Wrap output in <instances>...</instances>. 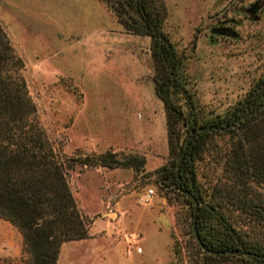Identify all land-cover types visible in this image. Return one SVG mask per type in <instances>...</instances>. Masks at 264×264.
Here are the masks:
<instances>
[{"label": "rangeland", "instance_id": "374dc122", "mask_svg": "<svg viewBox=\"0 0 264 264\" xmlns=\"http://www.w3.org/2000/svg\"><path fill=\"white\" fill-rule=\"evenodd\" d=\"M164 3V29L183 55L201 109L223 114L244 100L264 77V0ZM253 4L259 7L250 12ZM0 23L23 60L40 124L67 162L68 184L88 224L86 238L61 244L56 264H237L201 248L193 203L157 180L169 156L160 139L164 108L150 37L126 32L103 0H0ZM146 125L157 132L155 144L147 145ZM106 151L120 160L143 155L145 162L141 170L100 165L96 157ZM209 160V153L198 160L201 172ZM148 188L154 193L144 201ZM259 193L264 201V188ZM24 258L20 232L0 217V264Z\"/></svg>", "mask_w": 264, "mask_h": 264}, {"label": "trees", "instance_id": "16d2710c", "mask_svg": "<svg viewBox=\"0 0 264 264\" xmlns=\"http://www.w3.org/2000/svg\"><path fill=\"white\" fill-rule=\"evenodd\" d=\"M103 1L126 32L150 37L152 78L165 112L169 156L157 171L160 186L181 192L193 203L198 234L213 250L205 251L222 261L264 264L255 255L223 251L264 252V201L259 193L264 188V77L223 114L204 112L184 72L183 55L164 29V0ZM23 67L0 23V217L20 232L24 264H56L61 244L86 238L88 224L68 184L67 162L40 124ZM201 125L213 127L196 132L179 161L184 132ZM206 153L211 155L210 167L201 172L198 160ZM96 160L136 170L145 162L143 155L120 160L112 151Z\"/></svg>", "mask_w": 264, "mask_h": 264}, {"label": "water", "instance_id": "95a60500", "mask_svg": "<svg viewBox=\"0 0 264 264\" xmlns=\"http://www.w3.org/2000/svg\"><path fill=\"white\" fill-rule=\"evenodd\" d=\"M259 7V4H253L251 7L248 8V10L250 12H254L257 8ZM212 32H215V33H219V34H228V29L226 27H214L212 28ZM213 126H205V125H201V126H197L196 128H194L189 136L187 137L186 141H185V144H184V148L182 149L181 153H180V156H179V161H181V159L183 158L184 156V153H185V150L192 138V136L198 132V131H201V130H204V129H209V128H212ZM195 205H197V202H195ZM113 214V213H112ZM193 232H194V236H195V239L196 241L198 242V244L204 249V250H208L210 252H212L213 250L209 249L201 240L199 234H198V230H197V227H196V215H194L193 217ZM223 251H226L227 253H241V254H251V255H255L257 257H259L260 259H264V252L263 253H255V252H251V251H246V250H242V249H228V250H223ZM223 251H220V252H223ZM214 252H218L217 250H215Z\"/></svg>", "mask_w": 264, "mask_h": 264}, {"label": "crops", "instance_id": "0c3cea01", "mask_svg": "<svg viewBox=\"0 0 264 264\" xmlns=\"http://www.w3.org/2000/svg\"><path fill=\"white\" fill-rule=\"evenodd\" d=\"M164 119H165V112H164ZM146 139H147V145H151V144H155L156 142L153 140L154 137L156 136L157 132H155L154 130H152L150 128V125H146ZM160 135H161V144H164L165 146L167 144V131H166V119H165V127L164 125L161 126L160 128ZM135 143H136V139H135Z\"/></svg>", "mask_w": 264, "mask_h": 264}, {"label": "built area", "instance_id": "2783aa9c", "mask_svg": "<svg viewBox=\"0 0 264 264\" xmlns=\"http://www.w3.org/2000/svg\"><path fill=\"white\" fill-rule=\"evenodd\" d=\"M153 193H154V191H153V189L152 188H148L147 190H146V192L143 194V196H142V198H143V200L144 201H148V200H150L151 198H152V196H153ZM135 241H131V246L132 247H134L135 245ZM141 247L140 246H137L136 247V251L137 252H140L141 251Z\"/></svg>", "mask_w": 264, "mask_h": 264}]
</instances>
